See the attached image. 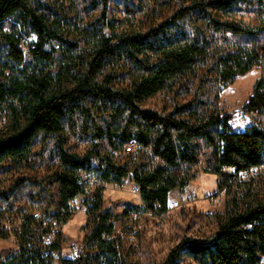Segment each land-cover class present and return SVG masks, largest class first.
I'll return each instance as SVG.
<instances>
[{
    "label": "trees",
    "instance_id": "obj_1",
    "mask_svg": "<svg viewBox=\"0 0 264 264\" xmlns=\"http://www.w3.org/2000/svg\"><path fill=\"white\" fill-rule=\"evenodd\" d=\"M77 1L0 0V174L37 161L54 165L0 191L8 203L14 189L28 186L38 205L37 212L19 210V249L1 251L0 264H137L117 224L147 210L165 212L170 194L185 193L198 177L202 159V172L217 176L226 193L225 212L210 237H184L162 264H263L264 173L251 171L264 166V128L251 121L236 131L229 123L237 115L264 116V0H180L159 25L138 33L119 32L111 0H82L100 14L83 24ZM243 7L254 11L259 27L226 18ZM7 19L14 21L10 30ZM24 38L34 39L30 61ZM256 67L261 75L241 109H221L222 91ZM160 93L172 97L170 110L144 107ZM71 135L92 148L70 152ZM132 143L151 162L118 161ZM83 173L96 180L91 195ZM125 180L137 185L144 206L116 215L105 208L102 185ZM81 196L86 236L72 260L62 255V232L52 245L44 240L55 222L68 223ZM5 219L0 209V237L9 235Z\"/></svg>",
    "mask_w": 264,
    "mask_h": 264
},
{
    "label": "rangeland",
    "instance_id": "obj_2",
    "mask_svg": "<svg viewBox=\"0 0 264 264\" xmlns=\"http://www.w3.org/2000/svg\"><path fill=\"white\" fill-rule=\"evenodd\" d=\"M42 1L48 4H60L62 2V0ZM85 3L80 0L75 5L83 24L100 15L98 11H93ZM179 5L180 0H111L109 10L110 15L117 20L119 32L138 33L159 25ZM226 18L237 20L254 29L261 24V20L254 11L246 7L235 10ZM12 24L14 21L10 19L5 21L7 30H10ZM33 40V38H24L23 40V49L27 61H30L28 49ZM260 40L264 42V33L261 34ZM260 75L261 68L256 67L224 89L220 95V108L228 113L239 111L251 95ZM144 107L163 112L173 107V100L169 94L160 93L149 99ZM238 116L240 115H237L236 118ZM248 120L260 123L264 128V116H251ZM68 148L72 153L84 155L92 148V145L90 140H85L80 135H71ZM102 154L106 155L108 152L102 151ZM128 154H131V157ZM127 159L151 162L149 153L148 156L139 157L136 148H129L123 154V160L119 159L118 161L125 162ZM152 162L156 164L155 161ZM51 166H54L51 162L38 163L37 161L36 164L22 169H7L0 174V191L13 187L18 178L43 176L50 171ZM204 166L205 163L202 159L199 166L195 168V171H199L198 177L191 182L185 193L175 190L170 194L168 209L165 212L154 214L143 212V214H137V217L133 215L121 218L117 224V234L123 238V248L133 262L137 264H162L171 250L184 237L207 238L216 231L217 215L225 212L226 193L224 191L219 192L217 176L202 172ZM261 173H264V166L252 175L256 176ZM82 176L90 182L87 190L91 195L96 188V180L91 173H83ZM102 186L104 187L105 208L111 209L116 215H122L131 205L144 206L137 185L130 180H125L122 185L104 184ZM31 192L32 189L28 186L23 190L14 189V196L11 197L10 202L0 201V209L4 210L6 214L4 226L9 233L7 237H0V252L18 251L16 230H19L21 226L19 210L38 211V205L30 201L29 194ZM185 196L190 198V202H184ZM86 198L81 196L71 203L74 209L73 215L62 229V255L65 257L69 255L72 247L81 251L86 236V231L83 229L87 222L86 207L84 206ZM181 264L198 263L185 259Z\"/></svg>",
    "mask_w": 264,
    "mask_h": 264
},
{
    "label": "built area",
    "instance_id": "obj_3",
    "mask_svg": "<svg viewBox=\"0 0 264 264\" xmlns=\"http://www.w3.org/2000/svg\"><path fill=\"white\" fill-rule=\"evenodd\" d=\"M230 127L233 129V130H236V131H245L247 130L250 126H251V122L248 120V118L246 117H243V116H238L237 118H233L230 123H229ZM136 147V144L135 143H132L128 148H135ZM259 168H254L252 169L251 171V174H253L254 172H256ZM232 173H235V170L232 169L231 170ZM242 176L244 178H247L249 176V174L247 173H244L242 174ZM184 202H190V198L189 197H186L184 198ZM178 205V204H177ZM157 209H160V206L157 205L156 206ZM144 213H147V214H154L155 212L153 211H150V210H147L145 211ZM138 215L136 214V217ZM35 217L36 218H40L41 215L39 213H36L35 214ZM62 229H63V226L59 225L57 222L54 223V227L51 231V233L45 238L44 240V246H49V245H52L58 238L59 234L62 232ZM50 252L49 250H46L45 253H48ZM80 256V250L77 249L76 247H72L70 249V252H69V255H68V258L69 259H72V260H75L77 259L78 257Z\"/></svg>",
    "mask_w": 264,
    "mask_h": 264
}]
</instances>
